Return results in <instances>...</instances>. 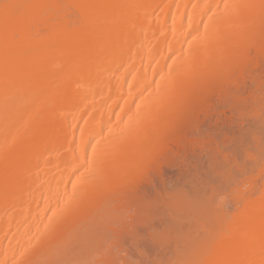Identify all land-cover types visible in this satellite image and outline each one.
Instances as JSON below:
<instances>
[{"label":"bare ground","instance_id":"6f19581e","mask_svg":"<svg viewBox=\"0 0 264 264\" xmlns=\"http://www.w3.org/2000/svg\"><path fill=\"white\" fill-rule=\"evenodd\" d=\"M263 87L264 0H0V264H264Z\"/></svg>","mask_w":264,"mask_h":264},{"label":"rangeland","instance_id":"374dc122","mask_svg":"<svg viewBox=\"0 0 264 264\" xmlns=\"http://www.w3.org/2000/svg\"><path fill=\"white\" fill-rule=\"evenodd\" d=\"M248 81H249V80H248ZM253 84H254L253 82H250V84H248L247 81H246L245 89H244V90H245L244 93L246 92V90H248V92L250 91V89L252 90L251 87H253V86H252ZM246 88H247V89H246ZM253 88H254V87H253ZM261 88H262V87H261ZM261 88H260V89H261ZM263 88H264V87H263ZM262 90H263V89H262ZM263 91H264V90H263ZM263 91H261V92H263ZM248 92H247V93H248ZM247 93H245V94L247 95V96H246V95H245V96H246V98H249V97H248L249 95H248ZM259 93H260V91L258 92V94H259ZM258 94H257V95H258ZM241 95H242V94H241ZM260 95H263V94L261 93ZM260 95H258V96H260ZM261 97H262V96H261ZM263 97H264V95H263ZM263 97H262V98H263ZM260 99H261V98H260ZM261 100H264V98L261 99ZM245 101H246V100H245ZM258 101H259V99H258L256 102H258ZM249 102H250V100L248 101V99H247V103H246V102H244V103L248 104ZM252 102H253V101H252ZM256 102H253L254 105L257 104ZM260 102H261V101H259V104H261ZM230 103H231V102H230ZM253 103H252V104H253ZM255 103H256V104H255ZM227 104H228V103H227ZM250 104H251V103H250ZM257 105H258V104H257ZM216 106H218V105H216ZM240 106H241V105H240ZM245 106H246V105H244V107H245ZM249 106H250V105L248 104L247 108H248ZM252 106H253V105H252ZM220 107H222V106H219V108H220ZM232 107H233V105H232ZM242 107H243V106H241V108H242ZM255 107H256V106H255ZM219 108L216 107V110H215V109L212 110V112H213V111H216V112H215L214 114L212 113V114H211V117L208 116V120L205 118V119L208 121V124L210 123L209 125L206 124V125L209 126V128L207 129V126H204V127H206V128H202V129L198 130L196 133H194V135L196 134V135H195L196 137H200V136H203L202 133H204V132L209 133V132L211 131L212 133H211V134L209 133L208 135H210V136L212 137V139L214 138V140H216V141H214V140L212 141V140H211V141H212V142H211V141H210L211 138L209 139L208 135L206 134V135H207V138H208V139H206V140H209V142H211V146H212V144H213L214 142L216 143V142L219 141L218 146H219V148L221 147V148H220V151H221L222 153H225V152H226V153H227V152L230 153V152H232L233 150H236V148L234 147L235 145H238L240 142H242V141H239L240 139L238 138V137H239L238 134L241 133L243 129H244V131L247 130V129H249V130L254 129V128H253V127H255L254 125H257L258 122H257V120H255L256 118L251 117V116H250V117L253 118L252 120H251V119H248V120L245 119L246 116L249 117V116H248V115H250L249 112H247V114H246V113L243 114V112H240L241 109L238 110V112H237V111H236V112H231V110L234 111L236 108H235V109H231V108H230V109H231V110H230V109L227 107V105H226V106L224 105L222 108L225 109V110L227 109L228 111L226 110V111H227V113H226V111L222 109V111H223V112L225 111V113H226V115L223 114V116L225 115V116L227 117V116H230L231 114H233L234 116H235V114H238V115L240 114V115H242L241 118H243V116H245V117H244L245 120L242 119V120H240V121H239L238 119H236L233 115H232V117H229V118H231V120L233 119L234 121H239V122H233V123L235 124L234 127H233V124L230 123L231 121L228 120V119H229L228 117H227L228 119H227V118H223V119H221V120H223V121H222L223 123H224V119H225V120L227 119L225 123H226V124H229V123H230V126H231V128H232V130L230 131L231 128L229 129V127H225L226 124H225L224 126L222 125V123H221V126L219 125V123L221 122V121H219V119H220V116H222V114H221L222 111H221ZM245 108H246V107H245ZM249 109H250V108H249ZM251 109H252V108H251ZM252 110H253V109H252ZM220 111H221V112H220ZM245 111H248V110L245 109ZM245 111H244V112H245ZM249 111H250V110H249ZM217 112H220V114H221V115H219V117H218L219 119H218L217 117H215V114H216ZM262 112H264V110H263ZM229 113H230V114H229ZM227 114H228V115H227ZM263 114H264V113H263ZM212 115H214V117H213ZM217 115H218V113H217ZM238 115H236V116H238ZM223 116H222V117H223ZM225 116H224V117H225ZM222 117H221V118H222ZM233 117H234L236 120H235ZM238 117H239V116H238ZM250 117H249V118H250ZM214 118H215V119H218V122H217V120H216V124L219 125V126L217 125V128L214 127V126L212 127L213 124L216 126V124L214 123V122H215V121H214V120H215ZM241 118H240V119H241ZM206 120H204V122H205ZM209 120H210V121H209ZM233 120H232V121H233ZM253 120L256 121L255 124H254V121H253ZM207 121H206V122H207ZM228 121H230V122L228 123ZM206 122H205V123H206ZM238 123H239V124H238ZM256 123H257V124H256ZM241 124H242V126H241ZM204 125H205V124H204ZM202 126H203V125H202ZM226 126H227V125H226ZM257 126H258V125H257ZM257 126H256V127H257ZM259 126H260V125H259ZM211 127H212V128H211ZM251 127H252V128H251ZM256 127H255V128H256ZM225 128H227V129H226L227 133H226V131H224ZM213 129H214V130H217L218 132H217V131H214ZM221 130L223 131L224 134H226V137L222 134V131H221ZM208 131H209V132H208ZM239 131H240V132H239ZM247 131H248V130H247ZM213 132H214V133H213ZM229 132H230V133H229ZM231 132H234V134L231 133ZM216 133H217V134H216ZM237 133H238V134H237ZM214 134H215L216 136H215ZM229 134H232V135H229ZM194 135H193V136H194ZM206 135H204V136H206ZM235 135H236V136H235ZM195 136H194V137H195ZM218 136H219V137H218ZM228 136H229V137L231 136L230 138H232V137H234V136L237 137L238 140H236V139H234V138H233V139H234L235 141H239V142H237V144H236V142L233 141V139H232V141L234 142V144H232V145H233V146H232V145H231V142H232V141H231V139H230V140L228 139ZM222 137H223V138H222ZM200 138H204V137H200ZM215 138H216V139H215ZM221 139L224 140V142H221V141H222ZM220 140H221V141H220ZM220 142H221V143H220ZM225 142H226V143H225ZM216 144H217V143H216ZM223 144H224V145H223ZM242 144H243V143H241V145H242ZM221 145H222V146H221ZM213 146H214V144H213ZM215 146H217V145H215ZM215 146L213 147V149L215 148ZM238 146H240V144H239ZM225 147H227V149H226ZM236 147H237V146H236ZM208 148H212V147H209V146H208ZM216 148H218V147H216ZM231 148H232V149H231ZM239 148H240V147H237V149H239ZM198 150H199V149H198ZM198 150L195 151V156H194L193 154H192L191 156L188 155V156H190V157L187 158V161H188V159H189V161L192 162V163H191V165H192L191 167H192V168H191L190 166L188 167V166L186 165V164H188V162L185 163V164H182V166H181L182 168H180V166H177V167L175 166V167H173L174 165L171 166V164H170L169 166H168V165H165V166H164V169H162V172H163V173L160 172V175L162 174V176H163V174H165L164 177L161 176V181L163 180L162 178L167 177V178H165V179L163 180V183H164V181L167 182L166 184L164 183L166 186H164V185H161V187L158 186L159 184L162 183V182L160 183V178H159L160 175H159V177H158L159 180H158V178H155V180L157 179L156 182L159 181V183H158V182H157V183H156V182H155V183L153 182V185L150 186V187H153V186L157 187V186H158V188H156L157 190H154V187H153L152 190H154V192L157 191V192H162V193H163L165 187H166L167 190H168V189L170 190V189H174L175 187L177 188L178 185H180V186L182 185V186H183V176H184V178H185V179H184L185 181H187V182L190 183L191 185H193V183L195 184V185L192 187V189H194V187H196L195 189L200 188V186L198 187V185H197V183H196V182H198V180H199L200 183H202L203 185L206 184V183H205V180H206V179H209L208 177H210V176H207L206 173H207L208 175H211V174H213V171H214V170L212 169V168L214 167V165H213V164H212L213 166L211 165V163H210V161H211V160H210V157H212V156H213L214 154H216V153L213 154L212 149H211V150H210V149L207 150V148L204 149V151H205L207 154H206L205 152H204V153L202 152L203 154H202L200 151L197 152ZM206 150H207V151H206ZM215 150H216V149H215ZM217 150H218V149H217ZM202 151H203V150H202ZM213 151H214V150H213ZM220 151H219V152H220ZM196 152H197L198 154H197ZM214 152H216V151H214ZM219 152H218V154L221 155V153H219ZM190 153H192V152H190ZM199 153H200V155H199ZM209 153H211V154H209ZM212 154H213V155H212ZM210 155H211V156H210ZM216 155H217V154H216ZM219 155H218V156H219ZM192 156H193V157H192ZM221 156H223V155H221ZM221 156H220V157H221ZM202 157H203V159H202ZM220 157H219V159H218V158H216V159L220 160ZM239 157H240L239 159L241 160L242 157H241L240 155H239ZM191 158H192V159H191ZM196 158H197V159H196ZM212 158H213V157H212ZM204 159H205V160H204ZM221 159H222V158H221ZM191 160H192V161H191ZM212 160H213V159H212ZM221 161H222V160H221ZM211 162H212V161H211ZM194 163H195V166H197V169H196V170L200 169V168H199V165H200V164H201V165H200L201 167L203 166V167L201 168V171H202L201 176L204 175V176H203V177H204L203 179H202V177H201L200 175H198V177L200 176L199 179H198L197 176L195 177V174H194V173H196L197 171L195 172V169H194L195 166L193 165ZM196 163H198V164H196ZM203 163H204V165H203ZM178 164H180V163H178ZM176 165H177V163H176ZM180 165H181V164H180ZM188 165H189V164H188ZM210 166H212V168H211ZM193 167H194V168H193ZM162 168H163V167H162ZM203 168H204V169H203ZM193 169H194V170H193ZM202 169H203V170H202ZM177 170H178V171H177ZM190 170H191V171H190ZM192 171H193V172H192ZM198 171H199V170H198ZM201 171H199V172H197V173L199 174ZM203 171H204V172L206 171V173H203ZM179 174H180V175H179ZM182 174H183V175H182ZM192 174H194V175H192ZM202 174H203V175H202ZM178 175H179V176H178ZM196 175H197V174H196ZM168 176H169V177H168ZM180 176H182V178H181ZM211 176H212V175H211ZM193 177L197 178L198 180H197V179L194 180ZM169 178H170L171 180H170ZM180 178H181V179H180ZM166 179H167V180H166ZM173 179H174V180H173ZM175 179H176V180H175ZM201 179H202V180H201ZM179 180H180V181H179ZM175 182H176V184H175ZM179 182H180V183H179ZM163 183H162V184H163ZM168 183H169V184H168ZM155 184H158V185H155ZM167 184H168L169 187L167 186ZM184 184H185L184 187H185V186H186V187L188 186L187 183H184ZM191 185H189V187H188L189 189H191V188H190ZM162 186H164V189L162 188ZM182 186H181V187H182ZM150 187H148V188H150ZM186 187H185V188H186ZM201 187H202V185H201ZM203 188H204V187H203ZM148 192L152 194L151 188H150V191L148 190ZM155 193H156V192H155ZM155 193H153V194H154V195H157V194H158V193H156V194H155ZM153 194H152V195H153ZM152 195H151V196H152ZM159 223H160V224H159ZM163 223H164V222H162V221H159V222H158V221H157V222L154 221L151 225H153V228L155 227V230H157V227L159 228L158 230H160V229H162V227L164 226ZM159 225H160V226H159ZM162 225H163V226H162ZM156 226H157V227H156ZM146 227H147V226H142V228H140L139 231H142V232L144 231V232L147 233L150 229H152V226L149 227L150 229H149V228H146ZM141 229H142V230H141ZM147 229H149V230H147ZM150 231H151V230H150ZM152 231H153V229H152ZM142 232H140V233L142 234ZM148 233H149V232H148ZM148 233H147V234H148ZM143 234L145 235V233H143ZM146 242L149 243V241H146ZM142 243H143V248H144L145 250L142 248V246H140ZM142 243L139 245V246H140L139 248L133 246V245L130 244V243H129V244L132 245L133 247H135L134 249H136V250L142 248V249L146 252V250L148 249L147 252H148L149 254H148L147 252H146V254L151 255V257H154V256H152L153 253L155 254V256H156L157 253L160 254V252H157V253L155 252V251L157 250L155 244H154L155 247H152V246H153V245H152L153 242H151L152 244L150 243V244H146V245H144V244H145L144 242H142ZM129 244H127V245H128V249H130V250H131L130 252L132 253V251L134 252V249L132 248V246H131V248H129ZM144 246L147 247V248H145ZM149 246H150V247H149ZM154 248H155V251H154ZM128 251H129V250H128ZM138 251H139V250H138ZM138 251H136V252L138 253ZM149 251H150V252H149ZM130 252H129V253H130ZM151 253H152V254H151ZM158 254H157V255H158ZM131 255H132L133 257H136V256H137L138 258H136V259H140V262H141L142 264L144 263L143 261H141V260H143V259H141V257L139 258V255H136L135 252H134V255H133V253H132ZM135 255H136V256H135ZM144 260H145V259H144ZM145 263H146V261H145Z\"/></svg>","mask_w":264,"mask_h":264}]
</instances>
